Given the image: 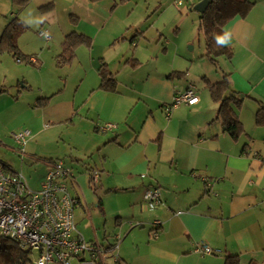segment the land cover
<instances>
[{"label":"crops","instance_id":"1","mask_svg":"<svg viewBox=\"0 0 264 264\" xmlns=\"http://www.w3.org/2000/svg\"><path fill=\"white\" fill-rule=\"evenodd\" d=\"M252 1L255 5L246 17H237L225 27L230 58L221 56L215 65L205 57V43L196 56L187 58L179 54V46L168 50L170 43L165 42L163 66L139 79H125L119 77L121 72L127 74L129 68L137 70L142 64L135 47L138 36L146 33L133 18L134 8L123 10L131 0H27L24 5L0 0V41L14 19L26 25L17 45L28 64L43 68L48 62L57 63L72 33L89 39V44L78 48L73 62L89 64L79 86L87 100H77L79 90L76 98L64 100L59 88L44 97L49 101L39 109L59 125L58 133L65 129V143L75 151L72 159L80 168L71 166L70 190L80 199L78 208L89 214L90 189L94 200L104 195V207L107 198H120L115 215L121 227L114 236L104 231L105 251L118 237L133 232L132 220L146 228L135 231L141 238L122 240L119 263L108 251L99 264H226L229 256H239V264H264V125L257 124V114L264 109V0ZM161 5L147 19L160 13ZM43 30L51 41L40 36ZM196 58L209 62L195 65ZM102 63L117 81L115 92L100 88ZM225 75L230 85L227 95L243 99L236 113L245 133L236 139L218 119L219 103L208 88ZM191 84L197 87L200 102L181 105L168 117L165 107ZM94 115H104L108 123L118 124L117 129L101 132ZM97 151L99 163L90 156ZM47 160L49 168L55 160ZM93 171L99 173L97 183ZM149 188L161 191L162 203L154 211L147 210L144 202ZM101 202L100 198L99 207ZM157 220L162 222L158 238L152 234ZM108 222L104 220V227ZM199 243L214 253H193Z\"/></svg>","mask_w":264,"mask_h":264},{"label":"rangeland","instance_id":"2","mask_svg":"<svg viewBox=\"0 0 264 264\" xmlns=\"http://www.w3.org/2000/svg\"><path fill=\"white\" fill-rule=\"evenodd\" d=\"M160 4H162L160 13H155L151 20L147 19V16L152 15ZM132 8H134L132 13L134 20L138 22L137 25L142 26L143 31L146 30L144 37L138 36L135 47L136 54L140 56L142 64L137 70L129 68L127 74L121 72L120 78L124 76L125 79H130L135 76L136 79H139L149 72L155 71L157 67L163 66L166 62L163 50L164 45L166 46L165 42L170 43L168 50H174L176 46H179V54L187 58L196 56L200 52V45L204 46V36L199 31L201 13L191 10L189 5L186 4L179 9L174 0H131L123 10L128 12ZM149 25L151 26L148 27ZM192 48H195V52H192ZM194 60L195 65L209 62L206 58ZM88 65L87 62L84 65L75 62L67 67H60L55 62H48L43 68H40L36 64H28L24 60L19 63L17 58L8 52L0 55V87L3 89V93H0V161L21 173L32 190H38L46 176L47 159L64 160L69 166L80 168L72 159L71 152L75 151H72L65 143L67 136L65 129L57 132L59 125L47 119V116L44 117L42 110L38 107V99L51 96L53 90L60 88L63 91L64 100L76 98L78 90L77 100H87L88 97L80 92L79 86L86 76ZM197 83L202 86L201 81H197ZM146 91L152 96L153 91L150 87H147ZM94 118L98 127H104L107 124L118 126L116 123H108L104 119V115L101 117L94 115ZM90 128L94 131V127ZM25 130L31 131L32 136L25 146L24 154H20L12 134ZM90 156L99 163L98 151ZM99 167H101L100 164ZM93 193L94 191L91 189L87 192V198L93 202L86 207L89 214L84 212L83 207L78 208L76 222L78 231L84 236L86 242L97 247L105 244V230L112 236H114V232H119L117 230L121 226L117 223L115 212L120 208L118 200L120 198H107L106 207H104V195H101L102 207H99L97 202L100 201V198L94 200L91 197L94 195ZM105 219L109 220L106 227H104ZM140 229L143 228L132 229L131 235L122 236V240L130 243L141 238L142 235L135 232ZM127 252L130 255L132 250L128 248ZM146 255L147 248L144 247L143 259L147 261ZM75 264H77L76 261ZM108 264L113 263L110 261Z\"/></svg>","mask_w":264,"mask_h":264},{"label":"built area","instance_id":"3","mask_svg":"<svg viewBox=\"0 0 264 264\" xmlns=\"http://www.w3.org/2000/svg\"><path fill=\"white\" fill-rule=\"evenodd\" d=\"M195 1L176 0V5L182 7L187 4L193 7ZM40 36L47 42L51 41V35L46 30L41 31ZM17 60L22 62L21 59ZM198 102L200 97L197 87L191 84L184 93H177L173 102L164 110L170 117L172 111L179 106L196 105ZM117 127L115 124H107L100 127V131L109 133ZM31 136L29 130L12 134L20 154H24ZM92 174L93 181L97 183L99 173L93 171ZM202 179L208 183L207 178ZM73 181V168L64 160L57 159L49 165L40 188L32 190L21 173L0 161V236L19 243L29 252L32 264H74L75 261L79 264H99L108 251L113 254L114 262L119 263L121 237L106 251L99 245L91 250V245L78 232L76 209L81 202L71 193L70 182ZM144 202L147 210H157L162 203L160 189H147ZM130 225L143 226L138 221H133ZM161 226V221H155L152 234L156 238ZM192 252L204 256L213 254L214 250L205 243H199L194 246Z\"/></svg>","mask_w":264,"mask_h":264},{"label":"trees","instance_id":"4","mask_svg":"<svg viewBox=\"0 0 264 264\" xmlns=\"http://www.w3.org/2000/svg\"><path fill=\"white\" fill-rule=\"evenodd\" d=\"M18 5H24L27 0H14ZM255 2L252 0H210V4L205 13L200 15L199 31L204 36L206 53L213 64L218 65L221 56L231 57V53L224 44L226 38V25L237 17H246ZM28 27L18 19H14L6 28L0 41V54L8 52L17 59L28 60L17 45L19 34L27 30ZM83 44H89V39L82 34L72 33L66 37L63 51L56 58L58 66L64 67L72 64L77 58V50ZM101 77V89L115 92L117 81L108 66L102 63L99 69ZM213 101L219 103L218 119L222 122L226 131L233 137L238 138L245 133L243 124L240 122L236 109L240 108L243 99L227 92L230 90L228 75L224 80L209 84ZM49 98L38 99V107L44 106ZM257 124L264 125V109L257 114ZM239 256H229L226 264H239ZM0 264H32V258L28 251L24 250L19 243L9 238L0 236Z\"/></svg>","mask_w":264,"mask_h":264},{"label":"water","instance_id":"5","mask_svg":"<svg viewBox=\"0 0 264 264\" xmlns=\"http://www.w3.org/2000/svg\"><path fill=\"white\" fill-rule=\"evenodd\" d=\"M210 4V0H202L201 2H199L194 8L193 10L203 14L205 13V11L207 10L208 6Z\"/></svg>","mask_w":264,"mask_h":264}]
</instances>
